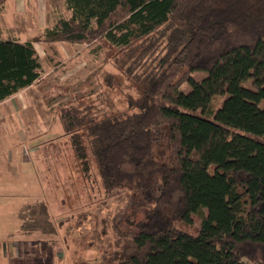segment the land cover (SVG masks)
Listing matches in <instances>:
<instances>
[{"label":"trees","instance_id":"16d2710c","mask_svg":"<svg viewBox=\"0 0 264 264\" xmlns=\"http://www.w3.org/2000/svg\"><path fill=\"white\" fill-rule=\"evenodd\" d=\"M66 2L43 35L0 41V102L42 80L34 42L117 49L105 83H130L127 108L75 95L58 112L81 172L130 192L119 264H264V0ZM29 207L20 230L57 235L50 207Z\"/></svg>","mask_w":264,"mask_h":264},{"label":"rangeland","instance_id":"374dc122","mask_svg":"<svg viewBox=\"0 0 264 264\" xmlns=\"http://www.w3.org/2000/svg\"><path fill=\"white\" fill-rule=\"evenodd\" d=\"M55 1H45L49 8L44 0L27 5L26 15L35 17L25 23L27 41L45 33L37 29L39 9L53 11ZM10 24L16 25L13 20ZM92 49L100 50L95 52L97 59L88 54L89 49L84 59L58 58L55 64L52 59L46 71L54 64L57 72L26 87L12 100L20 105L11 111L6 104L0 106V264H119L116 254L129 239L119 230L134 228L125 217L132 213L130 192H107L96 164L89 173L81 172L59 120V108L75 95L105 110L109 103L113 110L128 106L130 83L123 80L113 90L105 83L106 72H120L114 59L117 49L102 41ZM192 76L202 80L207 72L196 71ZM191 89L188 82L180 87L186 93ZM37 202L50 207L51 219L59 228L57 235L28 236L20 230V213L26 210L27 217L33 210L29 206ZM200 223L201 218L195 216L191 229Z\"/></svg>","mask_w":264,"mask_h":264},{"label":"crops","instance_id":"0c3cea01","mask_svg":"<svg viewBox=\"0 0 264 264\" xmlns=\"http://www.w3.org/2000/svg\"><path fill=\"white\" fill-rule=\"evenodd\" d=\"M35 1L37 0H8L3 6L0 7V41H16L19 43H24L27 41V39L23 35L25 23H27V20L32 22L35 19L33 15H26L27 5ZM45 1L47 0H44V2ZM55 2L57 3V8L53 9V11L50 10L49 12L46 10V8H49L46 2L45 3L47 7H42L39 9L40 15L38 19L39 22L37 23V29L41 34L44 32L46 33L49 29L54 28L62 19H70L71 17H73L74 10L68 7L66 0H57ZM60 6L62 8L61 10L59 9ZM10 20H13V22L17 26L14 24H10ZM94 24L96 23L94 22ZM97 42L98 44L101 43V41L99 40L92 43L91 45L80 43L74 44L70 42H34L33 45L39 56V61L42 66L41 78L43 79V76L57 72V68H55L56 66H54L55 59L60 58L62 61L67 59L72 60L73 57L84 59L86 51H88V49V54L91 53L93 55H96L97 59L99 57V53L95 52H100V50L92 49V45H95ZM102 42L111 46V43L107 40H103ZM52 59H54V64L53 66H50L51 68L48 71H46L47 63L51 62ZM27 88H23L19 92L1 101L0 106L6 104L7 109L9 108V110L11 111V108H15L16 106L20 105L16 103L15 100H12L20 96V93H22ZM23 105L24 107H26L25 104Z\"/></svg>","mask_w":264,"mask_h":264}]
</instances>
